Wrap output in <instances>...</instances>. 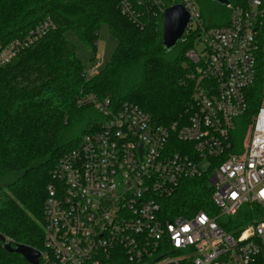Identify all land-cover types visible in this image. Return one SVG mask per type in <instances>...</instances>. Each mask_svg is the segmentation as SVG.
Here are the masks:
<instances>
[{
  "label": "built area",
  "instance_id": "obj_1",
  "mask_svg": "<svg viewBox=\"0 0 264 264\" xmlns=\"http://www.w3.org/2000/svg\"><path fill=\"white\" fill-rule=\"evenodd\" d=\"M117 1L139 22L162 20L177 3L189 10L181 39L199 32L186 52L194 63L192 102L178 118L158 123L131 100L78 97L102 118L51 170L40 264H264V219L240 231L219 221L247 202L264 205V0L230 2L229 22L209 27L195 0ZM55 25L46 17L0 43V67ZM99 61L95 56L86 75ZM257 85L260 102L239 142L235 133ZM203 174L218 212L171 216L167 201L187 177Z\"/></svg>",
  "mask_w": 264,
  "mask_h": 264
},
{
  "label": "trees",
  "instance_id": "obj_2",
  "mask_svg": "<svg viewBox=\"0 0 264 264\" xmlns=\"http://www.w3.org/2000/svg\"><path fill=\"white\" fill-rule=\"evenodd\" d=\"M209 1L200 9L204 24H227L231 8ZM230 2L244 5L247 0ZM46 17L54 20L55 27L0 67V231L13 243L39 249L44 243L51 170L102 118L93 104H81L78 97L93 92L116 104L131 100L158 123L178 118L192 102L194 63L186 52L199 33L165 50L162 20L150 15L135 21L122 12L117 0H0V43L22 36ZM104 22L117 46L101 70L86 75L76 46L65 33L72 30L96 48ZM259 94L257 85L251 110L235 133L239 142L260 102ZM211 195L209 174L187 177L166 207L171 216L199 209L216 214ZM261 219L264 205L247 202L235 215L219 221L226 229L240 231ZM16 263L28 262L22 254L7 250L0 239V264Z\"/></svg>",
  "mask_w": 264,
  "mask_h": 264
},
{
  "label": "water",
  "instance_id": "obj_3",
  "mask_svg": "<svg viewBox=\"0 0 264 264\" xmlns=\"http://www.w3.org/2000/svg\"><path fill=\"white\" fill-rule=\"evenodd\" d=\"M215 1H218L225 5H228L230 3V0ZM190 18V12L183 4L177 3L166 8L162 19V43L165 50H171L172 48H174V46H176L185 32ZM0 239L2 240L3 245L7 250L22 254L28 261V263L25 264H40L39 259L42 253L41 249L22 242L13 243L8 239L6 234L1 231Z\"/></svg>",
  "mask_w": 264,
  "mask_h": 264
},
{
  "label": "rangeland",
  "instance_id": "obj_4",
  "mask_svg": "<svg viewBox=\"0 0 264 264\" xmlns=\"http://www.w3.org/2000/svg\"><path fill=\"white\" fill-rule=\"evenodd\" d=\"M195 1L200 9L202 8L204 2L207 3L210 2L209 0H195ZM65 34L67 38L75 44L78 54L81 57L83 65L85 66L86 70L91 69L93 59L95 56H98L100 58V61L94 64L95 65L93 69L94 71L90 73L98 72L106 65L107 61L110 59L118 43L117 38L115 37V35H113L108 23L106 22L102 23L99 29L96 48H94L90 44H87L85 41L81 40L72 30H67ZM201 47L202 48L204 47V43L202 44ZM236 150L240 151L241 148H238ZM207 162L208 160L206 161L204 160L203 162H201L200 165L203 168H206L208 166Z\"/></svg>",
  "mask_w": 264,
  "mask_h": 264
},
{
  "label": "flooded vegetation",
  "instance_id": "obj_5",
  "mask_svg": "<svg viewBox=\"0 0 264 264\" xmlns=\"http://www.w3.org/2000/svg\"><path fill=\"white\" fill-rule=\"evenodd\" d=\"M28 262V261H27Z\"/></svg>",
  "mask_w": 264,
  "mask_h": 264
}]
</instances>
